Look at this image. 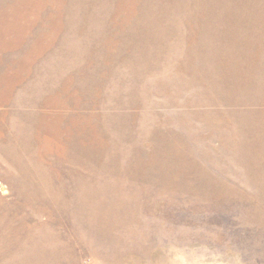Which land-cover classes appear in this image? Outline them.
<instances>
[{"label": "rangeland", "instance_id": "1", "mask_svg": "<svg viewBox=\"0 0 264 264\" xmlns=\"http://www.w3.org/2000/svg\"><path fill=\"white\" fill-rule=\"evenodd\" d=\"M0 264H264V0H0Z\"/></svg>", "mask_w": 264, "mask_h": 264}]
</instances>
